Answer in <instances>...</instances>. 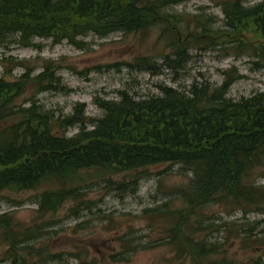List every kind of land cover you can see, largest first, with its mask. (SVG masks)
<instances>
[{
  "label": "trees",
  "instance_id": "obj_1",
  "mask_svg": "<svg viewBox=\"0 0 264 264\" xmlns=\"http://www.w3.org/2000/svg\"><path fill=\"white\" fill-rule=\"evenodd\" d=\"M184 1L0 0V45L31 46L34 38H46L81 46L79 38L90 33L137 34L160 24L174 27L175 15L164 9ZM221 10L223 28L201 24L202 31L195 38L205 37L207 45H215L214 38L221 37L218 44L235 57L245 55L256 69L264 67V0L248 6L242 0H227ZM175 30L168 46L177 58L166 54L162 59L167 66L181 67L188 59L189 42L177 36L180 28ZM125 64L149 72L156 67L152 56ZM31 72L25 67L14 81L0 77V192L43 187L35 199L39 217L54 215L68 201L72 202L69 211L78 216L96 204L87 197L88 190L103 185L109 191L133 193L149 167L179 164L192 174L186 185L176 189L174 199L180 200V207L168 199L142 213L151 220L167 221L161 242L192 264H201L212 254L221 256L218 264H230L224 256L226 244L200 236L204 229L218 225L214 230L228 232L227 240H237L241 248L264 249V235L255 233L253 226L213 223L215 213H206L212 206L243 214L251 207L264 210V183L255 182L264 175V91L239 99L228 97L230 85L239 76L235 66L232 74L224 73L218 86L194 81L183 90L160 85V94L141 98L126 90L115 100L96 98L102 110L97 118L85 114L83 103L75 105L71 114L58 116L34 99L24 105L16 103L28 80L36 92L65 89L51 62L34 75ZM70 127L77 131L67 135ZM8 222V216L0 215L8 256L24 264L25 258L16 257V251L32 248L27 243L38 237V225L13 230ZM135 249L127 245L116 260ZM241 264L264 261L258 257Z\"/></svg>",
  "mask_w": 264,
  "mask_h": 264
},
{
  "label": "rangeland",
  "instance_id": "obj_2",
  "mask_svg": "<svg viewBox=\"0 0 264 264\" xmlns=\"http://www.w3.org/2000/svg\"><path fill=\"white\" fill-rule=\"evenodd\" d=\"M224 1L227 0H187L165 8L168 14L175 15V28L160 24L137 34L114 32L98 36L90 33L79 38L83 41L81 46L66 41L54 43L46 38H34L31 46L14 42L2 44L0 77L14 81L25 67L31 68V75H34L49 61L56 67V75L60 76L65 89L36 92V87L28 80L16 103L24 105L34 99L42 109L50 110L56 116L69 115L75 105L83 103L85 114L93 118L102 114L94 102L96 98L115 100L121 90L141 98L160 94V85L183 90L194 81H208L218 86L225 72L232 74L233 66L239 76L230 85L228 97L239 99L264 91V67L256 69L245 55L235 57L231 50L218 44L221 37L214 38L215 45H207L205 37L195 38L202 31L201 24L223 28L221 9ZM257 1L242 0L247 6ZM176 28H180L177 36L189 42L185 51L188 59L181 67L175 63L167 66L162 59L166 54L171 59L177 58L174 49L168 46ZM246 36L254 38L252 34ZM142 56L153 57L156 67L152 72L125 64ZM76 131V127H70L66 134L72 135ZM191 177V172L179 164L151 166L133 193L109 191L103 185L88 190L87 197L96 204L78 216L71 214L72 202L68 201L54 215L39 217L35 199L43 187L18 193L1 191L0 215L9 217L8 226L13 230L38 225V237L27 243L32 248L26 251L20 247V251H16V257L25 258L24 264H192L188 257L177 256L161 242L166 236V220L142 216L144 208L158 207L168 199H173L174 206L180 207V200L174 199L176 189L186 185ZM255 182L264 183V175L257 177ZM254 209L251 207L243 214L212 206L206 213H215L217 219L213 223L234 222L235 227L243 223L244 227L253 226L255 233L264 235V210ZM217 226L204 229L200 236L207 235L211 241L226 244L224 256L230 264H241L258 257L264 261V249H243L237 240H227L228 232L214 230ZM127 245H135L136 249L124 253L122 260H116ZM8 248L0 233V264H19V258L12 261L8 256ZM220 257L212 254L201 264H218Z\"/></svg>",
  "mask_w": 264,
  "mask_h": 264
}]
</instances>
